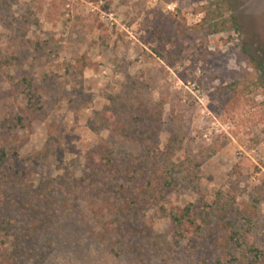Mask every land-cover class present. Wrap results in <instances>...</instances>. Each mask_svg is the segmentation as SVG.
<instances>
[{
	"label": "rangeland",
	"instance_id": "rangeland-1",
	"mask_svg": "<svg viewBox=\"0 0 264 264\" xmlns=\"http://www.w3.org/2000/svg\"><path fill=\"white\" fill-rule=\"evenodd\" d=\"M211 1L0 0V125L26 111L23 77L43 106L19 132L26 181L0 177V264H264V0H228L217 33L201 25ZM99 146L120 171L157 169L115 245L124 218L86 198L47 226L22 207L44 182L80 178Z\"/></svg>",
	"mask_w": 264,
	"mask_h": 264
},
{
	"label": "trees",
	"instance_id": "trees-1",
	"mask_svg": "<svg viewBox=\"0 0 264 264\" xmlns=\"http://www.w3.org/2000/svg\"><path fill=\"white\" fill-rule=\"evenodd\" d=\"M215 7L214 10L211 8ZM230 9L228 0H212L204 10L208 11L206 18L202 21V26L210 25L213 28L212 33L220 31L219 24L214 22V15L219 10L221 13L228 12ZM257 88L262 90L264 96V79H260L254 83ZM15 90L19 92L21 97L27 101L24 113L8 119L0 125V177L9 183L14 179L25 182L28 173L25 169H21L17 164L20 161L19 149L21 146L17 144L20 131H27L33 128V121L36 119L37 114L43 110L42 98L38 89L33 85V80L27 77L21 78L14 86ZM264 103V102H263ZM264 132V128H263ZM12 134L14 137L12 138ZM55 152L51 149H46L41 154V159H45L50 153ZM88 154L90 157L86 158V169L80 178H74L72 175L66 173L64 176L55 182H58V189H61V199L56 196L57 186L51 183L54 180L46 181L37 190L35 202L30 205L22 204L25 211H30L34 215L44 216L43 220L37 221L40 225H49L52 217L58 207L61 205L65 207H78V201L81 198L89 200L87 206L90 212H95L96 208H107L112 210L114 215H120L124 218V222H118L116 229L113 230V235H110L112 245L119 243L118 238H125L126 236V222L136 224L139 216V210L145 206L144 196H147L146 181H151L152 176L157 173L155 165L150 168L145 164L138 166V169L133 165H128L126 169L120 171L118 162L113 156V152L99 146L93 148ZM55 155V154H54ZM35 162V161H34ZM127 176L137 174L138 180L132 186L119 185L120 176ZM142 181V183H140ZM3 182V181H2ZM139 182V183H138ZM122 183L125 184V181ZM164 190V186L161 187ZM1 191V190H0ZM55 205V206H53ZM7 204L0 203V240L7 238L2 234V230L10 232L12 229V222L6 218L5 212ZM166 213V212H165ZM191 216V206H188L184 214L180 216L170 215L176 224L181 225L186 217ZM190 219V218H188ZM7 234V233H6ZM115 236V237H114ZM17 237V236H16ZM120 238V239H121ZM116 242V243H115ZM4 251L0 246V253ZM12 252L15 256H19L21 248L14 244Z\"/></svg>",
	"mask_w": 264,
	"mask_h": 264
}]
</instances>
